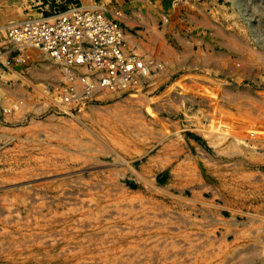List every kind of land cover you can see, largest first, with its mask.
<instances>
[{
  "label": "rangeland",
  "instance_id": "1",
  "mask_svg": "<svg viewBox=\"0 0 264 264\" xmlns=\"http://www.w3.org/2000/svg\"><path fill=\"white\" fill-rule=\"evenodd\" d=\"M79 1L0 0V50ZM145 1L101 7L125 29ZM161 2L173 52L126 45L143 66L122 87L10 44L0 264H264V0Z\"/></svg>",
  "mask_w": 264,
  "mask_h": 264
},
{
  "label": "built area",
  "instance_id": "2",
  "mask_svg": "<svg viewBox=\"0 0 264 264\" xmlns=\"http://www.w3.org/2000/svg\"><path fill=\"white\" fill-rule=\"evenodd\" d=\"M5 39L15 49H40L62 66L83 67L92 83L110 89L128 84L143 66L141 57L126 51L125 29L99 5L73 3L27 17L6 26Z\"/></svg>",
  "mask_w": 264,
  "mask_h": 264
},
{
  "label": "crops",
  "instance_id": "3",
  "mask_svg": "<svg viewBox=\"0 0 264 264\" xmlns=\"http://www.w3.org/2000/svg\"><path fill=\"white\" fill-rule=\"evenodd\" d=\"M105 1L106 0H80L79 3L85 6H102ZM106 5L109 8L115 7L113 1H108ZM167 6H169L171 9L174 6V3ZM124 7V9L129 12L127 15L128 17L126 16L124 19H119V21L125 26L127 34V47L129 50H134L136 53L138 52L146 55L150 54L152 51H156L158 52L157 56L166 54L169 51L173 52V46L171 45V42H173L172 37L167 36V34L161 31L158 26L160 19L159 17L163 12H165L161 0H146L145 4L142 3V8L140 11H136L135 8H132L130 4L127 3L126 6L124 5ZM135 13L139 14L140 17H134L132 14ZM108 14L112 17V14ZM12 49L13 48L10 44H2L0 50V73L6 75L7 73L12 72L10 73L11 75L15 74L19 77L20 73L18 70L12 69L11 71H7L4 69V66L7 65V61L9 59L12 61V59L16 58L14 57ZM2 107L6 108L0 103V132L4 137L3 129L7 126V124L14 120V116L6 111H2Z\"/></svg>",
  "mask_w": 264,
  "mask_h": 264
},
{
  "label": "bare ground",
  "instance_id": "4",
  "mask_svg": "<svg viewBox=\"0 0 264 264\" xmlns=\"http://www.w3.org/2000/svg\"><path fill=\"white\" fill-rule=\"evenodd\" d=\"M64 66H65V65H64ZM66 67H67V66H66ZM69 68H70L69 71H70L71 73L76 74V73H78V72H76V71H78V70H82L83 67H80V66H73V67H69ZM69 68H68V69H69Z\"/></svg>",
  "mask_w": 264,
  "mask_h": 264
}]
</instances>
